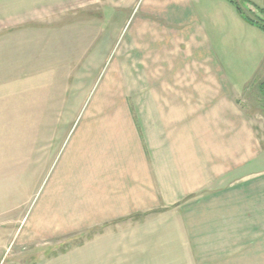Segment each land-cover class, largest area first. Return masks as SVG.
<instances>
[{
    "label": "crops",
    "instance_id": "crops-1",
    "mask_svg": "<svg viewBox=\"0 0 264 264\" xmlns=\"http://www.w3.org/2000/svg\"><path fill=\"white\" fill-rule=\"evenodd\" d=\"M225 1L209 3L224 7ZM140 2L0 0L1 55L18 59L26 50L34 69L93 67L97 77L116 49L111 38L118 35L119 17L125 10L132 17ZM197 3L201 7L202 2ZM191 4L143 0L145 14L134 37L124 43H130L135 60L158 50L159 68L150 62L128 63L131 82L145 87L143 96H133V112L126 105L102 125L81 126L77 159L67 160L69 172L54 189L60 203L72 205L73 210L64 212L96 214L98 223L132 221L142 215L144 244L158 252L160 262L263 263L264 126L257 127L263 114L246 103L250 82L264 81L252 79L262 65L241 64L247 79L234 81L228 72L233 63L217 57L215 32L216 24L229 18L239 24V14L226 6V12L210 15ZM189 18L196 25L187 24L180 31ZM104 35L105 44L89 63L70 65L89 52V40L92 50ZM180 36L183 44L189 37L184 45L178 43ZM43 82L33 79L34 85L52 84ZM59 101L60 112L71 110L66 108L72 101L66 94ZM47 107L57 111L54 105Z\"/></svg>",
    "mask_w": 264,
    "mask_h": 264
},
{
    "label": "rangeland",
    "instance_id": "rangeland-1",
    "mask_svg": "<svg viewBox=\"0 0 264 264\" xmlns=\"http://www.w3.org/2000/svg\"><path fill=\"white\" fill-rule=\"evenodd\" d=\"M189 1L194 9L206 10L210 15L211 11L224 13L227 7L234 8L227 0V7L213 5L209 0H199L202 2L199 7L197 0ZM236 1L250 19L264 23V16L253 10V7L264 9V0ZM122 13L118 19V35L111 38L116 49L97 77L93 67L64 70L58 67L41 69L37 65L34 69L30 52L20 51L18 59L11 55L4 58L0 49V264H180L173 259L160 262L158 252L152 253L154 248L144 244L142 223L145 219L142 215L132 221L98 223L96 214L64 212L69 208L73 210L72 205L60 203L54 189L59 179L69 172L67 160L77 157V143L83 136L81 126L102 125L113 111L126 105L133 112V96H143L145 87L131 82L128 63L135 59L129 50L130 43H124L134 37L133 31L145 14L143 0L132 17H128L127 10ZM238 17L239 24L230 18L216 24L215 45L218 59L233 63L228 70L229 76L240 83L241 78L247 79L240 70L241 64L256 67L261 63V70L252 79L264 77V54H261L264 39L259 36L264 32ZM157 23L160 26L161 23ZM187 24L192 26L196 22L189 18L179 30L187 29ZM105 38V35L100 37L92 50L93 41L89 40V52L82 54L76 61L78 64L72 62L70 65L82 64L83 67L89 63L96 49L105 44ZM188 38L184 37V44ZM178 43L184 45L182 36ZM156 45L159 43L153 46ZM102 50L105 51V47ZM117 61L119 67L111 70L109 67ZM135 61L144 66L153 63L158 69L162 60L157 50L139 55ZM33 79H44L52 84L34 85ZM256 81L249 84L246 103L257 109V113L262 111L263 116L257 118L259 128L264 126V103L260 84L254 85ZM65 94L72 100L66 103V108L71 110L60 112L58 107L63 101L59 100L64 99ZM49 97L55 101H45ZM49 105L57 107V111L49 112ZM54 113L55 116H51Z\"/></svg>",
    "mask_w": 264,
    "mask_h": 264
},
{
    "label": "trees",
    "instance_id": "trees-1",
    "mask_svg": "<svg viewBox=\"0 0 264 264\" xmlns=\"http://www.w3.org/2000/svg\"><path fill=\"white\" fill-rule=\"evenodd\" d=\"M234 8L236 9L239 16L249 24L256 26L258 29L262 30L264 32V23H261V20L259 21H253L250 19L244 12L243 7L241 4L236 0H227ZM253 7V6H252ZM255 11H257L260 15L264 16V9H259L257 7H253ZM260 93L263 97V103H264V81L259 85Z\"/></svg>",
    "mask_w": 264,
    "mask_h": 264
}]
</instances>
